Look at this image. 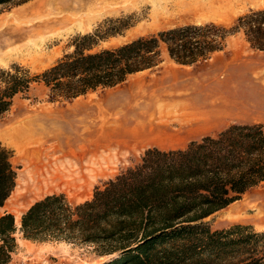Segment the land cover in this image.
Listing matches in <instances>:
<instances>
[{"label":"trees","instance_id":"obj_1","mask_svg":"<svg viewBox=\"0 0 264 264\" xmlns=\"http://www.w3.org/2000/svg\"><path fill=\"white\" fill-rule=\"evenodd\" d=\"M115 32L98 26L75 36L73 51L40 73L16 63L0 68V116L33 83L46 86L51 101L112 88L159 64L161 46L182 65L210 59L235 34L264 51V7L248 10L229 26L185 24L90 51ZM10 156L0 143V207L15 186ZM262 181V124L232 123L183 149L147 148L138 163L95 187L81 203L62 193L45 195L23 212L20 231L26 239L92 246L109 257L99 264H264V230L241 223L214 229L206 221ZM15 229L13 214L0 213V264L10 262Z\"/></svg>","mask_w":264,"mask_h":264},{"label":"rangeland","instance_id":"obj_2","mask_svg":"<svg viewBox=\"0 0 264 264\" xmlns=\"http://www.w3.org/2000/svg\"><path fill=\"white\" fill-rule=\"evenodd\" d=\"M34 1L17 0L0 5L3 38L8 37L5 31L12 27L29 33L11 43L14 51L9 58H0V68L16 63L31 73H40L73 51L75 36L92 32L98 26L116 32L100 40L90 51L114 48L185 24L214 22L229 26L248 10L264 7V0H167L172 4L178 2L175 7L167 8L162 7L165 0H95L91 8L94 13L79 28L41 24L44 14L9 17L14 10ZM54 5L55 2L49 3L48 8ZM160 60L156 66L131 74L112 88L96 89L69 101H51L48 88L42 83H33L25 96H16L10 109L0 116V143L11 151L10 162L16 176L23 167V159L2 139V132L23 122L30 125L34 134L55 138L63 153L71 149L79 152L80 145H86L88 152L108 148L102 154V172L95 174L88 189H57L30 201V197L12 196L14 186L0 213L10 212L15 220L34 201L48 194L62 193L73 204L90 199L95 187L103 186L122 170L138 163L147 148H159L177 139L181 135L177 128L164 123L172 124V115L180 110L199 115L218 112L225 117L218 126L199 130L195 135L215 134L232 123H261L264 128V51L251 48L241 34L229 36L224 50L206 61L190 65L175 63L164 46L160 48ZM104 114L106 121L102 122ZM164 126L167 132L162 131ZM98 133L104 138L96 140ZM206 221L214 229L241 223L257 231L264 230V181L211 214ZM15 226L16 245L9 264H99L109 258L97 255L88 245L26 239L20 225Z\"/></svg>","mask_w":264,"mask_h":264},{"label":"bare ground","instance_id":"obj_3","mask_svg":"<svg viewBox=\"0 0 264 264\" xmlns=\"http://www.w3.org/2000/svg\"><path fill=\"white\" fill-rule=\"evenodd\" d=\"M76 1H78V3L73 1L70 2L68 0H36L14 10L9 17L25 16L29 14L30 17H32L31 15L38 16L39 14H44V18L41 19L42 21L40 22L41 24H61L62 26L79 28L86 24V21H88V15L94 13L93 11L91 12V8L92 5H94L93 3L95 0ZM54 2L55 5L48 8L49 3ZM176 4H178L177 1L172 4L165 0L162 7H175ZM3 18L6 20L9 19L8 17ZM37 22H39V20ZM38 24L39 23H37V25ZM25 31L18 27L9 28L8 31H5L8 34L6 39L3 38L4 33H0V58L5 56L8 57V55L12 54L11 51L13 49L10 48L11 43L15 40L24 39L29 35V33H26ZM28 51L29 50H27V52ZM183 114L184 113L182 112L181 114H175V116L177 117L178 115ZM105 119L106 114L103 115L101 121L105 122ZM2 133V139H4L7 144L14 147L18 157L23 159V167L19 170L16 176V183L12 192V196L16 198L25 199L30 197L29 200L32 201L35 198L42 196V194L57 189L85 190L89 188L92 182L91 179L96 176L95 174L102 172L101 168L103 167L101 161L104 159L102 158L104 156L102 154H105L103 151L108 147L88 152L90 150L87 149L86 145H80L79 152L71 149L69 152L63 153L61 152L59 144L55 138H46L41 134H34L30 125L24 122L12 126L8 130H4ZM103 138L104 136L99 134L96 140H101ZM89 153L91 154L89 155ZM15 224L17 227L20 225V217L16 216Z\"/></svg>","mask_w":264,"mask_h":264},{"label":"crops","instance_id":"obj_4","mask_svg":"<svg viewBox=\"0 0 264 264\" xmlns=\"http://www.w3.org/2000/svg\"><path fill=\"white\" fill-rule=\"evenodd\" d=\"M182 112L183 111L180 110L177 114H181ZM172 116H174L172 124L164 123V125H173L175 128H177V133H180L181 135L177 139L173 141L169 140L167 141L166 145L159 147L162 150L185 148L190 140L204 136V134L198 133L199 135H195L194 133L199 132V130L201 131L208 127L211 128L212 126H218L220 122H222L225 118L222 117V115H219L218 112L207 114L202 113V115L189 112L184 113L183 115H178L177 117L175 115ZM177 120L178 122H176ZM221 130L222 129H219L217 133ZM162 131L167 132V127L164 126L162 128ZM206 134L215 135L213 132H207Z\"/></svg>","mask_w":264,"mask_h":264}]
</instances>
